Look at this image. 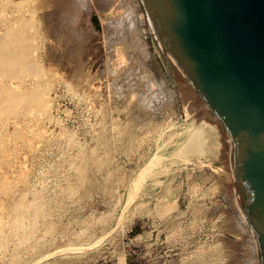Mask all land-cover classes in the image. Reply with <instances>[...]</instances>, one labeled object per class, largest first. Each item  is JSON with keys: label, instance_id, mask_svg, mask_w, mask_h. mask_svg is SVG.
Returning a JSON list of instances; mask_svg holds the SVG:
<instances>
[{"label": "rangeland", "instance_id": "obj_1", "mask_svg": "<svg viewBox=\"0 0 264 264\" xmlns=\"http://www.w3.org/2000/svg\"><path fill=\"white\" fill-rule=\"evenodd\" d=\"M146 17L0 0V264H259Z\"/></svg>", "mask_w": 264, "mask_h": 264}, {"label": "water", "instance_id": "obj_2", "mask_svg": "<svg viewBox=\"0 0 264 264\" xmlns=\"http://www.w3.org/2000/svg\"><path fill=\"white\" fill-rule=\"evenodd\" d=\"M190 135L264 264V0H141Z\"/></svg>", "mask_w": 264, "mask_h": 264}, {"label": "bare ground", "instance_id": "obj_3", "mask_svg": "<svg viewBox=\"0 0 264 264\" xmlns=\"http://www.w3.org/2000/svg\"><path fill=\"white\" fill-rule=\"evenodd\" d=\"M140 2L142 3V1L140 0ZM143 6V5H142ZM10 9V8H9ZM145 11V10H144ZM146 14V13H145ZM146 16H147V14H146ZM19 18V17H18ZM146 20H147V23H148V26L150 27V29H151V32H152V34H153V37L155 38V40L157 41V43H158V46H159V48H160V50L162 51V54L165 56V54H164V52H163V50H162V47H161V44H160V42L157 40V38H156V36H155V33H154V30H153V28H152V25H151V22H150V20H149V18H148V16L146 17ZM25 27V26H24ZM27 27V26H26ZM30 28V27H29ZM24 30V29H23ZM1 33V32H0ZM12 35V34H11ZM3 40V39H2ZM1 40V41H2ZM6 40V39H5ZM11 42V41H10ZM21 43H23V42H21ZM0 44H2V43H0ZM9 44V43H8ZM4 45V44H3ZM1 46V45H0ZM6 47V46H5ZM26 47V46H25ZM7 49V48H6ZM6 49H5V51H6ZM13 50H15V49H13ZM0 51H1V49H0ZM3 51V50H2ZM3 53V52H2ZM7 53H8V51H7ZM16 55V54H15ZM28 55V54H27ZM2 56V55H1ZM13 56V55H12ZM6 56H4V58H5ZM18 57V56H17ZM6 58H8V57H6ZM166 58V57H165ZM10 59V58H9ZM0 60L2 61V59L0 58ZM11 60V59H10ZM19 61V60H18ZM8 63V62H7ZM28 63V62H27ZM30 64H32V63H30ZM7 65V64H6ZM28 65V64H27ZM5 66V65H4ZM15 66H16V64H15ZM8 67V66H7ZM0 68H1V66H0ZM11 67L9 66V69H10ZM15 68V67H14ZM8 69V70H9ZM26 69H27V67H26ZM2 71H3V68H2ZM171 71V70H170ZM19 74V72H17L16 71V74ZM1 74H3V73H1ZM1 74H0V76H1ZM6 74V73H5ZM9 74H10V72H9ZM15 75V74H14ZM5 76V75H4ZM20 76V75H19ZM2 77H3V75H2ZM16 78H17V76H16ZM11 79H12V77H11ZM22 79V78H21ZM18 80H20V79H18ZM25 80V79H24ZM26 81V80H25ZM4 82V81H3ZM13 82V81H12ZM26 82H28V81H26ZM20 83V82H19ZM19 83H18V85H19ZM14 84H16V83H14ZM24 84V83H23ZM3 85V84H2ZM23 86V85H22ZM30 86H33V85H30ZM9 87H11V85L9 86ZM21 87V86H20ZM24 87V86H23ZM26 87V86H25ZM39 87V85H37V88ZM4 88V87H3ZM6 88V87H5ZM4 88V89H5ZM9 89V88H8ZM13 89V88H12ZM22 89V88H21ZM20 89V90H21ZM1 90H2V88H1ZM6 90H7V88H6ZM13 90H15V89H13ZM23 90V89H22ZM2 91H4V90H2ZM11 92H12V90H10ZM16 91V90H15ZM23 91H25V90H23ZM23 96V95H22ZM18 97V96H17ZM16 97V98H17ZM19 98V97H18ZM11 99L12 98H10L9 99V101H11ZM49 102V101H48ZM21 103H23V102H21ZM2 110V109H1ZM15 111V110H14ZM19 111V110H18ZM2 113V112H1ZM29 113V112H28ZM15 116V115H14ZM13 117V116H12ZM16 117V116H15ZM19 117H17V119H18ZM10 120H11V118H10ZM15 122H16V120H14ZM17 123V122H16ZM1 127V126H0ZM28 130V129H27ZM21 131V130H20ZM3 132V131H2ZM35 139V138H34ZM7 146V145H6ZM36 149V148H35ZM199 151V150H198ZM200 153V152H199ZM201 154V153H200ZM22 165H24V164H22ZM25 166V165H24ZM23 166V167H24ZM10 169H12V168H10ZM24 169H26V168H24ZM24 173V172H23ZM16 175V174H15ZM14 177V176H13ZM14 178H16V177H14ZM20 178V177H19ZM4 179V178H3ZM17 179V178H16ZM4 181V180H3ZM14 183L16 182L15 180H12ZM19 181V180H18ZM12 183V182H11ZM7 184H9L8 182H7ZM36 184H37V182H36ZM11 185V184H10ZM14 185V184H13ZM32 186H33V184H32ZM31 186V187H32ZM36 186V185H35ZM8 188V187H7ZM24 194V193H23ZM22 194V195H23ZM21 195V196H22ZM24 196H25V194H24ZM15 204V203H14ZM16 208H17V206H15ZM14 207V208H15ZM238 208H239V206H238ZM2 209V208H1ZM26 209V208H25ZM3 210V209H2ZM239 210H240V208H239ZM11 211V210H10ZM8 213V212H7ZM240 213H241V215L243 216V218L245 219V217H244V215L242 214V212H241V210H240ZM15 215V214H14ZM19 216V215H18ZM14 218V217H13ZM12 219V218H11ZM25 219H27L26 217H25ZM20 221V220H19ZM29 221V220H28ZM245 221H246V219H245ZM247 222V221H246ZM29 224V223H28ZM248 224V223H247ZM24 225V224H23ZM18 228V227H17ZM38 228V227H37ZM17 230V229H16ZM16 239V238H15ZM33 239V238H32ZM1 247V246H0Z\"/></svg>", "mask_w": 264, "mask_h": 264}]
</instances>
